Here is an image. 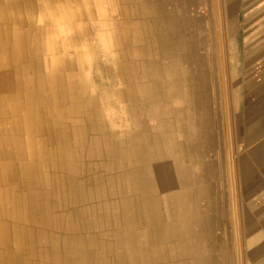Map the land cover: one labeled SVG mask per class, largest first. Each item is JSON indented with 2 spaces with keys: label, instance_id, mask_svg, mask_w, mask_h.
Segmentation results:
<instances>
[{
  "label": "crops",
  "instance_id": "0c3cea01",
  "mask_svg": "<svg viewBox=\"0 0 264 264\" xmlns=\"http://www.w3.org/2000/svg\"><path fill=\"white\" fill-rule=\"evenodd\" d=\"M165 1L0 0V189L27 197L36 224L64 191L73 229L64 248L52 231L29 239L50 248L26 249L21 232L0 240V264H264V0H221V75L205 69L199 16ZM217 87L235 176L234 263L231 248L216 257L207 247ZM106 222L114 248L100 247L107 231L86 228Z\"/></svg>",
  "mask_w": 264,
  "mask_h": 264
},
{
  "label": "rangeland",
  "instance_id": "374dc122",
  "mask_svg": "<svg viewBox=\"0 0 264 264\" xmlns=\"http://www.w3.org/2000/svg\"><path fill=\"white\" fill-rule=\"evenodd\" d=\"M181 1H183V10L189 12L191 14L189 15L192 17L196 15L200 18V30L202 31L200 43H202L201 47L204 46L202 54L206 60L204 63L206 69L211 63L215 67V73L221 75L222 57L218 53L222 54V49L217 47V40L221 39L220 33L218 37V29H221V0H191L192 4H184V0ZM163 3L167 7L176 6L173 4H176L175 0ZM191 10H194V12H191ZM183 18H188V16H184ZM185 29L187 30L188 28ZM211 29H213V32ZM212 43L213 48H209L211 53L208 54V44L211 46ZM209 57L211 58L208 59ZM220 83L222 84L221 76ZM208 95L210 120L213 116L216 137L214 145L212 147L208 146L210 147L208 157L204 161L208 165V168L206 167L204 175L214 187L213 196L217 206L212 209V213L210 214L216 219V227L213 233L214 239L208 242V246H206L215 250L216 257L219 256L218 252L223 254L227 250V253H229L228 249L231 248V261L234 263L235 237H237L238 231V224L234 221L233 213L234 204H236L234 197L235 176L230 175L228 171L229 164L226 158L227 145L223 127V96L221 87L215 89L214 95L210 93ZM226 99L228 98L226 97ZM201 202L202 206L205 205V201Z\"/></svg>",
  "mask_w": 264,
  "mask_h": 264
},
{
  "label": "bare ground",
  "instance_id": "6f19581e",
  "mask_svg": "<svg viewBox=\"0 0 264 264\" xmlns=\"http://www.w3.org/2000/svg\"><path fill=\"white\" fill-rule=\"evenodd\" d=\"M172 12V11H171ZM166 16V15H164ZM156 17V16H155ZM197 17V16H196ZM159 19V18H158ZM169 19V18H168ZM118 20V19H117ZM161 20V19H160ZM198 20V19H197ZM159 21V20H158ZM189 21V20H188ZM192 21V20H191ZM90 23V22H89ZM169 23H170V19H169ZM163 27V26H162ZM161 28V27H160ZM172 28V27H171ZM183 30V29H182ZM201 31V30H200ZM175 35V34H174ZM181 35V34H179ZM184 36V35H183ZM185 37V36H184ZM167 39V38H166ZM166 41V40H165ZM163 42V41H162ZM168 42V41H167ZM196 42V41H195ZM104 43V42H103ZM106 43V42H105ZM103 45V44H102ZM111 47V45H110ZM180 47V46H179ZM54 48V47H53ZM87 49V48H86ZM109 49V48H108ZM107 49V50H108ZM167 49V48H166ZM198 49V48H197ZM89 50V48H88ZM168 51V50H167ZM174 51V50H173ZM184 51V49H183ZM54 52V51H53ZM182 52V51H181ZM63 53V52H62ZM113 53V52H111ZM52 55V54H51ZM180 55V54H179ZM59 57V56H58ZM57 59V58H56ZM187 60V59H186ZM58 62V61H57ZM180 63V62H179ZM41 64V63H40ZM60 65V64H59ZM63 65V64H62ZM41 67V66H40ZM189 67V66H188ZM61 68V67H60ZM64 69V68H63ZM206 69V68H205ZM60 70V69H59ZM70 70V68H69ZM37 71V70H36ZM168 71V70H165ZM44 72V71H43ZM76 72V71H75ZM187 72V71H186ZM37 73V72H36ZM81 73V72H80ZM77 74V73H76ZM188 74V73H187ZM54 75V73H53ZM67 77V76H66ZM85 79V78H84ZM56 80V79H55ZM86 81V80H85ZM70 83V82H69ZM90 84V83H89ZM72 85V84H71ZM87 85V82H86ZM54 86H56L54 84ZM79 88V87H78ZM32 89V88H31ZM51 89V88H50ZM55 89V88H54ZM77 90V89H76ZM200 90V89H199ZM56 91V90H55ZM200 93V92H199ZM202 93V92H201ZM31 94V93H30ZM65 94V93H64ZM186 94V93H185ZM49 96V94H48ZM201 96V95H200ZM29 98V97H28ZM87 98V97H86ZM85 98V100H86ZM201 98V97H200ZM49 100V99H48ZM53 100V99H52ZM204 100V99H203ZM54 103V102H53ZM200 104V103H199ZM51 105V104H50ZM14 106H16L14 104ZM28 106V104H27ZM59 106V105H58ZM9 107V105H8ZM53 108V106H52ZM59 108V107H56ZM82 108V107H81ZM200 108V107H199ZM55 109V108H54ZM78 109V108H77ZM82 110V109H81ZM80 110V111H81ZM63 111V110H62ZM82 112V111H81ZM80 112V113H81ZM94 112V111H93ZM79 113V112H78ZM85 113V112H84ZM105 113V112H104ZM70 114V113H69ZM101 115V114H100ZM107 115V114H106ZM105 115V116H106ZM109 115V114H108ZM111 115V114H110ZM109 115V116H110ZM18 118V117H17ZM84 118V117H83ZM86 118V117H85ZM98 118V115H97ZM114 118V117H113ZM112 118V119H113ZM75 120V119H74ZM81 120V119H80ZM105 120V118H104ZM107 120V119H106ZM71 121V119H70ZM66 122V121H65ZM87 122V121H86ZM105 122V121H104ZM80 124V123H79ZM74 125V124H73ZM76 125V124H75ZM103 125V124H102ZM70 126V124H69ZM72 126V125H71ZM112 126V125H111ZM114 126V125H113ZM77 127V126H76ZM89 129V128H88ZM68 130V129H67ZM69 136V135H68ZM7 140V139H6ZM38 140V139H37ZM36 144V142H35ZM30 145V144H29ZM107 145V144H106ZM38 146V145H37ZM7 147V146H6ZM32 147V150H34L33 145L31 144L30 148ZM12 148V147H11ZM67 149V148H66ZM48 151V154H53V152L49 151L48 148L46 149ZM87 150V149H86ZM72 155H74V152L71 151ZM103 153V152H102ZM106 154V153H105ZM29 156V155H28ZM53 156V155H52ZM23 157V156H22ZM74 157V156H73ZM29 159V158H28ZM37 161L38 158H37ZM110 162V161H109ZM39 163H37L38 165ZM87 164V163H86ZM47 163L42 165V166H38L37 167V172L38 170H48L47 169ZM51 168H53L51 166ZM102 168V167H101ZM8 169V168H7ZM54 170L57 171V168H53ZM87 169V168H86ZM110 169V168H109ZM63 170V168H62ZM113 170V169H112ZM1 172V171H0ZM61 172V170L59 171ZM65 175V174H64ZM41 176V175H40ZM101 177V176H100ZM51 178V177H50ZM12 179V178H11ZM67 179V178H66ZM82 179V178H80ZM79 179V180H80ZM49 180V179H48ZM46 181V179H38V183L40 185L44 184ZM56 181V180H55ZM80 182V181H79ZM65 183V180H64ZM72 184V183H71ZM65 185V184H64ZM74 187V186H73ZM47 188V185L45 186V189ZM61 188V187H60ZM100 188V187H99ZM75 189V188H74ZM51 190V186L49 188L46 189V192H48V194L50 193L49 191ZM61 190V189H60ZM76 190V189H75ZM74 190V191H75ZM29 191V190H28ZM56 191V190H55ZM66 191V190H65ZM81 191V190H80ZM73 192V190L71 191V193ZM76 192V191H75ZM81 193V192H80ZM43 194V192H42ZM91 194V193H90ZM36 195V194H35ZM85 195V194H84ZM41 196V194L39 195V197ZM43 196V195H42ZM41 196V197H42ZM58 199L55 203L54 206V210L56 212H48L49 213V220H45L42 223L38 222L37 224L32 222L30 216H35L36 214L39 215V210L37 209V212L35 213H31L30 209H28L27 205H29L26 201H27V197H24L23 194L19 193L18 191H16L14 189V187L7 189V190H1L0 189V240L1 241H8V237L14 235L17 232H21V234L23 236H25L26 241L25 244L23 245V247L27 248H37V249H41L43 247L46 248H50L53 247L51 244L50 239L48 240V243H46L44 246L39 245V244H32L29 243V239L31 238H48L50 235L48 234L49 232L52 231L53 235L55 234L57 237L61 238L60 243H61V247H69L72 246L69 244V241L65 240V234L66 233H72L71 231L73 230L71 228V223H70V214L67 211V207L66 205L69 202L68 196L67 194L62 191L59 192L57 194ZM82 196V195H81ZM175 196V195H174ZM75 197V196H74ZM72 198V197H71ZM171 199V198H170ZM33 200V199H32ZM44 200V199H43ZM49 200V199H48ZM52 200V199H51ZM172 201V200H170ZM71 202V201H70ZM83 202V201H82ZM36 203V202H35ZM78 203V202H77ZM75 204V203H74ZM72 205V204H71ZM88 205V204H86ZM85 205V206H86ZM90 205V204H89ZM101 205V204H100ZM76 206V205H75ZM46 208V207H45ZM71 208V207H70ZM28 209V210H27ZM82 209V208H81ZM118 210V209H117ZM85 212V210H84ZM80 213V212H79ZM88 213V211H87ZM119 213V212H118ZM89 214V213H88ZM120 214V213H119ZM102 215V214H101ZM114 216V215H113ZM121 216V215H119ZM34 218V217H33ZM87 218V217H86ZM136 218V217H135ZM35 219V218H34ZM115 219V218H114ZM115 221V220H114ZM125 222V221H124ZM85 224V223H84ZM89 224V223H88ZM114 226V224H110V223H105L104 225L102 223L98 224V223H92L89 225H86V228L90 231L94 230V231H98L99 229H102V231H107V237L106 240H104L100 247L103 248H114V235H112V230L111 228ZM79 227V226H78ZM133 227V225H132ZM114 228V227H113ZM109 230V231H108ZM76 231V230H74ZM89 231V232H90ZM127 231V230H126ZM79 233V232H78ZM81 233V232H80ZM82 235V234H81ZM20 236V235H19ZM103 236V234H102ZM92 237V236H90ZM96 237V236H95ZM58 238V239H59ZM21 239V238H20ZM73 239V238H72ZM79 240V239H78ZM98 240V239H97ZM21 241V240H20ZM74 241V239H73ZM72 241V242H73ZM96 241V240H95ZM91 242V241H90ZM9 243V242H8ZM74 243V242H73ZM84 243V241L81 243V245ZM55 245V244H54ZM75 245V243L73 244ZM88 245V244H87ZM92 245V244H91ZM64 246V247H63ZM96 246V245H95ZM58 246L56 245V248ZM76 247V246H75ZM22 248V247H21ZM77 248V247H76ZM84 248V247H83ZM10 249V247H9ZM70 249V248H69ZM3 250V249H2ZM80 250V249H79ZM9 252V251H7ZM50 252V251H49ZM19 264V263H18Z\"/></svg>",
  "mask_w": 264,
  "mask_h": 264
}]
</instances>
